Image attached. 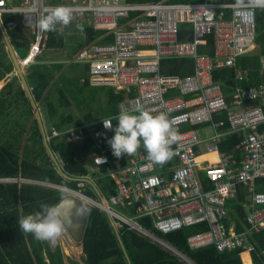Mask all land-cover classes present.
<instances>
[{
	"label": "built area",
	"instance_id": "built-area-1",
	"mask_svg": "<svg viewBox=\"0 0 264 264\" xmlns=\"http://www.w3.org/2000/svg\"><path fill=\"white\" fill-rule=\"evenodd\" d=\"M171 0H0V19L4 14L15 15L20 25L32 36L26 56L20 60L25 67L35 55L46 48L50 37L72 34L84 44L72 58L74 63L87 65V80L91 87H110L124 92L120 111L144 109L153 115L165 113L179 139L171 146L172 158L164 165L154 164L141 150L117 158L107 143L111 130L103 120L93 133L97 151L87 157L95 170L108 177L114 193L94 200L83 191L95 177L84 174L75 177L76 189L41 183L46 188L61 190L88 203L105 214L116 232L121 226L136 232L183 259L174 248L144 228L140 219H149L153 229L167 234L194 225L206 224L207 230L186 237L190 251L214 247L217 252L239 251L248 254L252 264L255 251L251 236L264 229V192L255 190L256 181L264 179V54L258 56L260 83L257 86L232 89L226 101L221 84L213 80L215 68L233 67L239 55L253 52L255 41V11L243 13L226 7L219 0L202 3L170 2ZM72 7L74 17L57 31H41L36 21L49 7ZM10 21L5 27L14 26ZM104 33L94 41H86L85 25ZM191 26V39L180 41L179 25ZM0 26H4L0 20ZM111 37L110 41L104 40ZM211 39V56L198 54L197 48ZM164 58L192 59V74L178 78L164 76L159 63ZM238 82H247V71L237 69ZM31 89H29V92ZM127 94H133L127 98ZM225 114L223 120H213ZM117 125L113 124V128ZM184 126L196 129L182 130ZM206 128H203V127ZM51 138L79 141L84 126L61 131L51 127ZM232 134L243 136L235 152H222V140ZM203 154H213L197 160ZM55 162L60 161L55 154ZM96 158H104L99 164ZM59 171L60 165H56ZM206 180L205 188L198 174ZM240 190L246 195L243 204L245 229L225 226L229 218L228 202ZM264 256V250L262 251Z\"/></svg>",
	"mask_w": 264,
	"mask_h": 264
},
{
	"label": "trees",
	"instance_id": "trees-1",
	"mask_svg": "<svg viewBox=\"0 0 264 264\" xmlns=\"http://www.w3.org/2000/svg\"><path fill=\"white\" fill-rule=\"evenodd\" d=\"M170 2L202 3L203 0ZM219 2L232 4L234 0ZM10 3L17 4L18 0H10ZM0 20L4 26L3 34L0 30V85L5 82L0 88V179L23 181L19 185L17 182L0 183V264H185L176 256H172L170 251L164 250L136 232L126 230L125 227L121 226L114 232L105 214L95 207H90L88 214L80 243L82 250L80 261L65 258L58 246L52 249L48 241H39L32 234L24 233L19 228V218L39 211L41 204H57L66 195L61 190L28 183L30 181L76 189L75 177L89 174L95 179L86 184L83 191L86 196L97 200L100 197L106 199L114 193L111 180L102 175L101 169L95 170L87 156L97 151L92 133L99 128L98 121L112 119L113 124L117 125L113 118L119 114L118 107L125 99V93L116 92L110 87H91L87 80L86 65L81 77H66L62 74L63 64H45L39 55L24 68L23 80L28 90L31 89L27 94L18 78L12 77L6 81V77L13 71L6 43L16 53L19 49H28L32 36L20 25L15 15L4 14ZM10 21L15 23L14 26L5 27ZM84 27L85 42L97 40L104 33L103 30L93 29L87 24ZM191 32L190 25L180 24L179 40H190ZM63 40L62 37L55 38L52 35L46 48H61L64 46ZM104 40L110 41L111 37ZM73 42L76 50L84 44L81 38H75ZM254 42L257 48L253 52L239 55L235 66L215 68L212 71L213 80L221 84L227 102L230 101L232 89L237 85L248 88L260 83L258 56L264 54V10L255 11ZM197 53L212 55L210 37L205 38V44L197 48ZM159 67L164 76L188 77L192 74V59L164 58L161 59ZM237 69L247 71V82L236 80ZM132 96L133 94L126 95L127 98ZM34 105H39L40 116L49 127L61 131L68 127L84 126L83 138L68 142L64 138H51L46 147L40 122L33 114ZM213 120H223L224 125L220 131L228 127L225 114L215 116ZM196 128L184 126L182 130ZM112 133L114 135V131ZM47 134L49 136L50 131ZM242 138L241 134L226 136L220 145L221 151L235 152L240 159L235 148ZM139 150L147 155L143 146ZM49 151L59 157V171ZM207 158L216 159L214 155ZM198 177L205 187L206 180L201 173ZM255 190L264 192V179L256 181ZM245 201V192L240 190L237 197L228 202L229 218L225 220L227 228L234 225L236 232L245 229L243 223ZM139 222L191 264H241L239 251L220 254L214 247L197 251L188 250L186 237L206 231V224L194 225L163 235L153 229L149 219H140ZM251 241L255 249L252 264H264L262 256L264 229L253 234Z\"/></svg>",
	"mask_w": 264,
	"mask_h": 264
},
{
	"label": "clouds",
	"instance_id": "clouds-1",
	"mask_svg": "<svg viewBox=\"0 0 264 264\" xmlns=\"http://www.w3.org/2000/svg\"><path fill=\"white\" fill-rule=\"evenodd\" d=\"M226 7L236 10L238 13H243L250 9L264 10V0H234V3L226 5ZM74 11L72 7L65 5L49 7L45 10V14L36 21V24L41 31H57L58 25L67 26L71 23ZM0 28L2 27L0 26ZM14 54L16 57L17 54ZM24 57L19 59L22 60ZM71 63L74 62L71 61ZM113 119L117 122L115 128H113L112 119L103 120V125L105 129L114 131V136L107 143L110 145L115 157L120 158L122 155L131 156L143 146L147 153V159L154 164L164 165L172 158L173 151L171 146L179 139V133L172 127L165 113L153 115L144 109H137L132 112L125 110L120 111ZM53 156L55 159L54 153ZM96 161L99 164L106 162L104 158H96ZM21 182L23 181L21 180ZM28 183L41 185V183L31 181ZM90 207L93 206L90 205ZM78 208L79 206L75 202L64 199L54 205L41 204L39 211L19 218V228L24 233L32 234L39 241L56 240L62 235L66 227L70 209Z\"/></svg>",
	"mask_w": 264,
	"mask_h": 264
},
{
	"label": "rangeland",
	"instance_id": "rangeland-1",
	"mask_svg": "<svg viewBox=\"0 0 264 264\" xmlns=\"http://www.w3.org/2000/svg\"><path fill=\"white\" fill-rule=\"evenodd\" d=\"M72 40L73 38L68 39L64 43V46L62 48H58V49L44 48L39 58L45 64H53V63L63 64L62 74L66 77H78V76L81 77L84 68L83 63H73L70 65L72 58L77 53L75 45L69 44L70 41L73 42ZM26 53H27V49H19L18 51H16V54L19 57L24 56ZM44 127L48 128V125L45 124ZM203 128L206 127L204 126ZM111 134L113 135L112 130H111ZM48 242H49V246L52 249L58 246L63 252L65 258L68 257L76 261H80V259H82V250L80 243H75L65 229L62 235L58 239ZM171 255L172 256L174 255L173 252H171Z\"/></svg>",
	"mask_w": 264,
	"mask_h": 264
},
{
	"label": "water",
	"instance_id": "water-1",
	"mask_svg": "<svg viewBox=\"0 0 264 264\" xmlns=\"http://www.w3.org/2000/svg\"><path fill=\"white\" fill-rule=\"evenodd\" d=\"M0 30L2 31V28H0ZM2 34H3V31H2ZM6 50L8 51L10 60L12 62V65L14 68L13 70L15 72V76L20 80L21 85H23L24 90L27 92V94H29L28 87H27L25 81L23 80L22 66L17 62L15 54L12 51L11 47L8 45V43H6ZM34 107L36 108L35 105H34ZM39 121H40L42 131H43V135H44V142L46 143V133L44 132V127L42 125V119L39 118ZM45 145H46V147H48L47 143ZM50 155L54 158L53 153L51 151H50ZM14 181L17 182L18 185L21 183L20 179H17V180L0 179V183H10V182H14ZM62 199L70 201V202H75V204L79 206L78 209H70V216L66 222L65 230L69 234V236L73 239V241L75 243H81L82 238H83V234H84V230H85V227L87 224L88 214L90 211V205L86 202L79 200L78 198H76L70 194H66Z\"/></svg>",
	"mask_w": 264,
	"mask_h": 264
},
{
	"label": "crops",
	"instance_id": "crops-1",
	"mask_svg": "<svg viewBox=\"0 0 264 264\" xmlns=\"http://www.w3.org/2000/svg\"><path fill=\"white\" fill-rule=\"evenodd\" d=\"M71 34H69V35H67V33H64V35H61L60 36V38L62 37L64 40H63V43H65L68 39H71V38H73V40L72 41H75V36L72 34V31L70 32ZM69 44H74V42H69ZM62 48V47H61ZM50 49H58V48H50ZM41 55V54H40ZM17 57L18 58H20L18 55H17ZM32 61H33V59H32ZM31 61V62H32ZM30 62V63H31ZM43 62V61H42ZM44 63V62H43ZM25 68V67H24ZM24 68L22 69V74H23V76H24ZM14 69V68H13ZM9 77V78H8ZM7 77V80L6 81H8L10 78H12V77H16L15 76V72H11V74L9 75ZM17 78V77H16ZM5 83V82H4ZM3 82L1 83V85H0V87L1 86H3V84H4ZM20 85H21V82H20ZM21 87H23V85H21ZM23 89H24V87H23ZM36 106V108L34 107V111H33V114H34V117H36V119L37 120H39V118H41L42 119V117L40 116V113H41V108L39 107V105H35ZM40 122V121H39ZM46 124V122L44 121V120H42V125H43V127H44V125ZM40 127H41V124H40ZM51 127H49L48 126V128H45L44 127V132L46 133V143H47V145L49 144V141L50 140H48V138H47V136H48V134L47 133H49V129H50ZM41 130H42V127H41ZM43 132V131H42ZM45 143V144H46ZM49 153H50V151H49ZM51 156V155H50ZM209 156H213V155H210V154H203V155H201V156H199V158L198 159H204V158H207V157H209ZM52 157V156H51ZM214 157H216V156H214ZM52 159L54 160V162H55V159L52 157ZM214 160H216V159H210V161H214ZM57 164H58V162H57ZM56 164V162H55V164L54 165H57ZM197 251V250H196ZM248 258V259H247ZM179 259V258H178ZM180 260V259H179ZM180 261H182V262H184L185 264H191L186 258H184L183 257V259H181ZM242 263L243 264H250V261H249V257H248V254H244L243 255V257H242Z\"/></svg>",
	"mask_w": 264,
	"mask_h": 264
},
{
	"label": "bare ground",
	"instance_id": "bare-ground-1",
	"mask_svg": "<svg viewBox=\"0 0 264 264\" xmlns=\"http://www.w3.org/2000/svg\"><path fill=\"white\" fill-rule=\"evenodd\" d=\"M210 155H213V154H210ZM199 157H197V160H198ZM215 161V160H214Z\"/></svg>",
	"mask_w": 264,
	"mask_h": 264
}]
</instances>
